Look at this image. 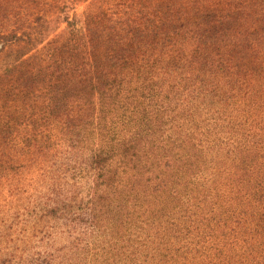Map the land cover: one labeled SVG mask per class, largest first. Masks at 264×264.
Segmentation results:
<instances>
[{
    "label": "trees",
    "instance_id": "1",
    "mask_svg": "<svg viewBox=\"0 0 264 264\" xmlns=\"http://www.w3.org/2000/svg\"><path fill=\"white\" fill-rule=\"evenodd\" d=\"M20 1L0 0V264H264V0Z\"/></svg>",
    "mask_w": 264,
    "mask_h": 264
},
{
    "label": "rangeland",
    "instance_id": "2",
    "mask_svg": "<svg viewBox=\"0 0 264 264\" xmlns=\"http://www.w3.org/2000/svg\"><path fill=\"white\" fill-rule=\"evenodd\" d=\"M22 2V0L20 1ZM19 3V2H18ZM80 8V7H79ZM40 185V181L36 176H34L32 173L27 174L20 184V196L18 197L20 199V202H26L29 203V206L36 211V214L29 216H26V226H28V232H32L30 226L32 224H35L39 220L40 211L39 209L43 206L42 201L36 199L39 197V191L38 187ZM37 229L44 230L43 232H37L34 233L31 237V244L33 246L32 250H39L41 248V242L40 239L49 236L48 232L45 229V225H37ZM48 240V239H47ZM54 245H59L62 243L61 239H57L56 237H53ZM40 246V247H39Z\"/></svg>",
    "mask_w": 264,
    "mask_h": 264
}]
</instances>
